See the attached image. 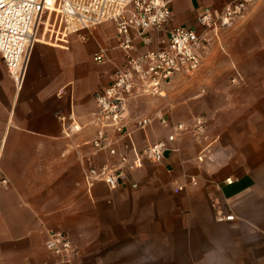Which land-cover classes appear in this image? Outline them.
<instances>
[{"label": "crops", "instance_id": "0c3cea01", "mask_svg": "<svg viewBox=\"0 0 264 264\" xmlns=\"http://www.w3.org/2000/svg\"><path fill=\"white\" fill-rule=\"evenodd\" d=\"M170 1L174 24L193 27L199 13L234 0ZM207 37V61L219 47L222 65L240 75L243 69L244 84H254V108L239 110L254 116L253 138L241 121L233 157L229 145L217 146L219 135L186 133L170 143L164 162H143L132 176L137 187L117 189L89 186L84 177L89 164L118 161L91 144L95 93L125 61L115 26L92 29L87 42L36 41L21 89L0 55V170L8 179L0 185V264H264V0H254L231 27ZM101 49L102 64L94 60ZM251 68L253 77L247 76ZM166 88L163 96L129 101L127 138L135 147L167 138L161 115L177 122L163 107L139 114L148 109L139 101L170 100ZM138 116L153 123L138 129ZM229 177L236 180L227 184ZM224 214L235 217L220 218ZM51 230L68 233L76 248L72 261L46 247Z\"/></svg>", "mask_w": 264, "mask_h": 264}, {"label": "built area", "instance_id": "2783aa9c", "mask_svg": "<svg viewBox=\"0 0 264 264\" xmlns=\"http://www.w3.org/2000/svg\"><path fill=\"white\" fill-rule=\"evenodd\" d=\"M253 1L234 0L221 10L207 9L197 15L196 25L189 27L174 24L170 0H0V55L17 89H21L29 55L37 41L38 22L46 10L61 14L67 23L65 35L76 33L83 40L92 29L113 24L125 61L113 71L109 85L95 93L92 122L96 131L91 144L96 152L105 151L118 161L89 164L84 177L89 186L102 182L111 189L128 184L137 187L132 176L145 160L164 162L170 143L181 135L205 136L208 117L199 114L187 123L172 122L161 115V125L169 129L167 138L137 148L127 138L129 101L136 97L163 96L176 76L199 70L209 42L207 34L231 27ZM94 60L106 62L104 49L94 54ZM153 120L150 116H138L135 125L145 130ZM120 145L123 152L119 151ZM235 180L229 177L226 183ZM7 183L0 170V185ZM234 217L224 214L220 218ZM46 247L65 262L72 261L76 255L68 233L61 230L49 232Z\"/></svg>", "mask_w": 264, "mask_h": 264}, {"label": "rangeland", "instance_id": "374dc122", "mask_svg": "<svg viewBox=\"0 0 264 264\" xmlns=\"http://www.w3.org/2000/svg\"><path fill=\"white\" fill-rule=\"evenodd\" d=\"M66 25L67 23L62 19L60 13H57L55 10H46L38 22L37 41H49L58 44L65 43L62 41V38H65L70 41L72 39H77L81 42H87L88 36L87 39L83 40L76 33L65 35L64 31ZM255 39L258 38L256 37ZM262 41L264 50V37ZM217 43L220 44V42ZM249 46V44H246V47ZM253 46L255 45L253 44ZM257 46H260V43H258ZM205 50L204 61L199 70L191 74H180L169 83L168 86H171V88L167 93L170 94V100L159 101V99H157V101H154V99H148L147 101H139L141 107L147 106L148 108L139 114H147L148 112L153 113L163 107L165 111L168 110L170 112L172 120L175 119L174 121L177 122L181 120L191 123L194 116L199 114L207 116V112L213 110L215 115L212 117L207 116L208 123L205 136L215 138L219 135V143L217 146L221 148V143H226L229 146L227 149H224L233 152V157H238V148L231 145L237 143L239 140V131L242 128L241 121L243 124V121H245V124L251 126L252 132H250L247 138H253L254 135V116H243L239 112L240 109L254 108V98H252L254 84H244L245 78L242 71L243 69L238 68L242 76L238 73L237 69H230L222 65L220 60L223 53L219 47L218 51H215L214 55L212 54L213 57L210 61H207V55L209 56L208 49ZM88 51L89 48L84 47L82 49V54L88 55ZM247 70V76L253 77L254 68ZM234 78H237L238 81L233 82ZM253 79L254 78H252V81ZM172 86L177 87L175 88ZM250 92L251 97H249ZM181 107L184 109L183 111H181ZM151 113L149 115H151ZM172 115L177 116L172 118ZM188 149L190 150V148ZM235 159L237 160V158Z\"/></svg>", "mask_w": 264, "mask_h": 264}]
</instances>
